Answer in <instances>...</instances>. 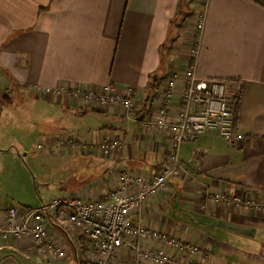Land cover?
Returning a JSON list of instances; mask_svg holds the SVG:
<instances>
[{
	"label": "crops",
	"instance_id": "0c3cea01",
	"mask_svg": "<svg viewBox=\"0 0 264 264\" xmlns=\"http://www.w3.org/2000/svg\"><path fill=\"white\" fill-rule=\"evenodd\" d=\"M202 16L197 79L228 84L235 94V127L244 137L230 146L212 131L196 142L184 143L179 154L181 174L170 176L163 191L132 218L152 231L199 247L197 256L188 257L163 246L173 255L170 264H264V212L222 201L240 198L264 205L263 4L252 0H0V105L18 97L75 111L73 115L81 118L108 115L110 123L98 125L87 137L49 133L41 137L40 148L72 160L104 159L103 164L93 165L103 167L98 173L103 177L69 181L76 186L56 196L71 192L86 200L109 201L122 172L149 177L169 167V134L148 124L162 107L168 81L177 76L176 96L182 91L180 76ZM108 85L132 99L133 115L121 106L103 109L65 93L55 94L67 87ZM176 113L173 106L170 115ZM111 138L121 146L105 155L99 145ZM131 189L136 191L135 186ZM9 205L0 194V210ZM60 222L67 224L54 220L50 225ZM70 233L77 235L71 238L66 231L76 263L87 264L85 239ZM50 235L68 257L66 239L53 231ZM141 245L154 248L150 241ZM21 253L32 264L65 259H42L24 242L0 237V256L11 257L0 264H22L12 260ZM135 260V250L124 247L117 264H135Z\"/></svg>",
	"mask_w": 264,
	"mask_h": 264
},
{
	"label": "built area",
	"instance_id": "2783aa9c",
	"mask_svg": "<svg viewBox=\"0 0 264 264\" xmlns=\"http://www.w3.org/2000/svg\"><path fill=\"white\" fill-rule=\"evenodd\" d=\"M203 28L202 16L190 46L187 67L180 76L184 81L182 91L177 97V76L168 81L163 88L162 107L148 124L169 134V167L149 177L122 172L119 186L111 192L109 201L86 200L79 194L66 192L37 208L9 205L0 210V237L3 240L24 242L42 259L66 258L65 249L52 238L48 229V224L56 220L66 222L85 239L87 264H117L118 255L124 247L135 250V264H170L173 255L168 254L163 246L188 257L200 253L195 244H186L177 238L152 231L136 223L132 217L163 191L170 176L181 174L179 154L184 143L196 142L202 135L212 131L218 132L230 146L236 145L244 137L235 127V94L228 84L197 79L196 65ZM62 93L103 109L121 106L129 115H133L136 110L132 99L112 85L96 89L67 87L55 92L58 95ZM173 106L177 107L174 117L170 115ZM120 146L118 139L111 138L104 139L99 148L105 155H110ZM133 186L136 187L134 193L131 191ZM222 201L264 212V205L254 201L240 198H223ZM144 241L152 242L154 248L144 249L141 245Z\"/></svg>",
	"mask_w": 264,
	"mask_h": 264
},
{
	"label": "rangeland",
	"instance_id": "374dc122",
	"mask_svg": "<svg viewBox=\"0 0 264 264\" xmlns=\"http://www.w3.org/2000/svg\"><path fill=\"white\" fill-rule=\"evenodd\" d=\"M36 102L17 97L11 104L0 105V194L8 204L23 208H37L62 190H70L71 185L76 186L74 182L69 184V181L79 183L85 177L90 180L95 175L103 177L98 174L103 167L94 168L93 165L103 164L104 159L86 156L73 157L72 160L58 154L53 155L40 148L43 135L75 133L87 137L98 125L110 123V117L106 114L94 113L81 118L82 116L73 115L75 111H62L60 107L53 109L46 107L43 101L38 104ZM58 226L48 224V229L66 239V247L70 253L61 261L46 264H77L75 250L68 241V234L71 238L77 236L71 235L70 231L76 234L77 231L61 222ZM25 256L21 253L12 260L32 264ZM7 258L11 257L0 256V261Z\"/></svg>",
	"mask_w": 264,
	"mask_h": 264
},
{
	"label": "trees",
	"instance_id": "16d2710c",
	"mask_svg": "<svg viewBox=\"0 0 264 264\" xmlns=\"http://www.w3.org/2000/svg\"><path fill=\"white\" fill-rule=\"evenodd\" d=\"M254 2H257V3H260V4H263L264 5V1L262 0H252ZM236 113H237V107L235 109V118H234V122H235V125H236Z\"/></svg>",
	"mask_w": 264,
	"mask_h": 264
},
{
	"label": "water",
	"instance_id": "95a60500",
	"mask_svg": "<svg viewBox=\"0 0 264 264\" xmlns=\"http://www.w3.org/2000/svg\"><path fill=\"white\" fill-rule=\"evenodd\" d=\"M143 119H144V116H141V117L139 118L140 121H143Z\"/></svg>",
	"mask_w": 264,
	"mask_h": 264
}]
</instances>
